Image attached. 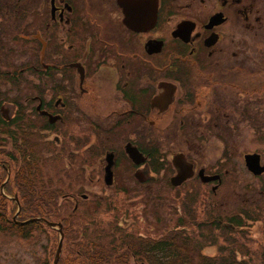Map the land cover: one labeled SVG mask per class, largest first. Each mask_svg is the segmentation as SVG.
Wrapping results in <instances>:
<instances>
[{"label": "flooded vegetation", "instance_id": "1", "mask_svg": "<svg viewBox=\"0 0 264 264\" xmlns=\"http://www.w3.org/2000/svg\"><path fill=\"white\" fill-rule=\"evenodd\" d=\"M0 6L9 7L4 18L24 16L16 34L26 49L23 64L11 56L3 64L0 36L4 197L35 195L24 184L38 178L41 196L57 200L53 211L97 216L108 213L104 205L111 208L113 198L88 201L92 196L80 193L86 183L109 190L130 179L170 177L173 188L197 183L217 195L231 172L234 180L240 174L226 164L237 167L241 158L253 178L264 179L246 164L247 155L259 154L264 165L263 154L245 152L240 136L264 135V0H0ZM1 21L0 8V31ZM17 83L28 108L12 116L1 104L13 98L3 86ZM45 163L57 164L55 176L46 175ZM225 222L199 221L190 212L185 224L158 236L127 232L146 242L171 232L202 235V254L215 257L233 247L218 246L216 255L205 249L224 231L243 230L239 220Z\"/></svg>", "mask_w": 264, "mask_h": 264}, {"label": "rangeland", "instance_id": "2", "mask_svg": "<svg viewBox=\"0 0 264 264\" xmlns=\"http://www.w3.org/2000/svg\"><path fill=\"white\" fill-rule=\"evenodd\" d=\"M0 8L3 26L0 31L3 47L1 62L3 64L9 62L8 58L11 56L15 60L12 62L23 64L26 52L25 44L20 41L16 32L19 33L24 27L25 18L24 16L21 18L20 13L10 18L12 20L4 18L9 7L0 6ZM13 10H11V14H13ZM24 11L23 8L22 12L24 13ZM4 33L7 34V37L15 35L16 38L9 42L5 40ZM9 33L12 35L8 36ZM4 85L3 87L8 89L13 96L12 99L7 98L1 101L6 111H9V114L13 116L17 110H27L28 107H25L26 104L23 103L24 89L18 83L13 88L10 85ZM5 95L10 97L8 92H5ZM54 133L50 132L49 137L52 138ZM240 136L241 148L245 152L258 150L264 158V135L255 136L251 132H242ZM1 137L5 138L3 133ZM171 148L174 152L181 149L180 146ZM44 165L43 170L46 175L48 177L55 176L57 164L45 163L42 164V167ZM228 168L231 171L234 168L240 170L238 179L234 180L231 172L217 195L209 193L208 186L197 183L178 189L173 188L169 181L170 177L156 176L146 184L130 179L125 183H116L109 190L103 183L101 184L103 187L86 183L80 193L90 194L92 198L88 201L95 200V196H104L107 203V200L113 198L111 208H109V204L104 205L108 213L97 215V221L85 225L84 229L88 231L86 235L87 237L97 236L102 232L103 226H107L106 222L111 223L113 219L118 221V226L124 228L125 232L135 229L148 236H158L179 224H185L187 214L195 212L199 221L212 222L221 218L226 221L225 223L230 220H239L240 224L244 225L240 233L231 234L224 231V235H220L223 240L220 237L216 246L206 248L204 251L206 254L216 255L219 253L218 246L224 248L231 246L240 259L247 260L251 264H264V179L253 178L242 158L237 167L232 163H227L226 169ZM39 187L43 190L42 184ZM9 199L11 198L9 197ZM69 201L71 202L70 208H72L74 201L72 199ZM16 208V204L9 200L7 211L10 216L11 214L15 215V218L19 213V208L17 211ZM243 213L245 214L244 218L240 217V214ZM61 215L64 216L62 213ZM83 215L85 217L90 214ZM57 217L59 216L55 215L52 219L55 220ZM59 238V231L48 225L35 229L29 238L17 233L16 229L0 230V264H53ZM100 241L105 245L111 244L105 238ZM223 241H225L224 244ZM112 245L117 249L118 256L127 253V251H123L124 246L115 243ZM63 250L64 248L62 253Z\"/></svg>", "mask_w": 264, "mask_h": 264}, {"label": "trees", "instance_id": "3", "mask_svg": "<svg viewBox=\"0 0 264 264\" xmlns=\"http://www.w3.org/2000/svg\"><path fill=\"white\" fill-rule=\"evenodd\" d=\"M41 184L42 180L39 181L38 178L30 179L24 184V189L31 194L35 192V195L19 200L21 210L16 218L13 214L9 215L7 204L10 200L18 208L17 203L13 199L4 197L0 192V230L16 229L17 233L29 238L35 229L47 225L37 218L61 222L64 231V250L58 264H251L247 260H238L233 249L226 255L215 257L203 255L201 251L207 239L203 240L202 235L183 236V233L179 232L178 235L171 232L161 240L146 242L134 232H125L118 226V221L113 219L111 223L106 222L107 226H103L100 234L87 237L88 231L84 227L97 221V216L84 217L82 213L74 211L63 216L57 210L53 211L51 207L56 206L57 200L53 197L41 196L40 191L38 192ZM55 215L59 216L58 220L52 219ZM104 238L111 244H103L100 240ZM112 243L124 246L123 251H127L130 257H126L127 253L118 256V251ZM132 254L135 255V259Z\"/></svg>", "mask_w": 264, "mask_h": 264}, {"label": "water", "instance_id": "4", "mask_svg": "<svg viewBox=\"0 0 264 264\" xmlns=\"http://www.w3.org/2000/svg\"><path fill=\"white\" fill-rule=\"evenodd\" d=\"M136 155H137V152L131 151V156L136 161H138L137 158H136ZM246 164H247L248 168L253 173H255V174H261V173L264 172V165H261V163H260V155L259 154H250V155H247L246 156ZM179 169H180V167H179ZM180 171H182V170H180ZM182 175H183V178L182 179H185L184 177H186L187 171H185L183 173H180L178 177H176L175 179H173V183L174 184H179L180 183V180H178V179ZM106 177H107V182L108 183H112L113 172H111V170H110V165L107 167V176ZM37 219L43 220L47 225H49L53 229L58 230L59 233H60L59 245H58V249H57V252H56V255H55V259H54V262H53V264H58V262L60 260V257H61V254H62V249H63L64 233H63L62 225L61 224H57L55 222L48 221L47 219H44V218H37Z\"/></svg>", "mask_w": 264, "mask_h": 264}]
</instances>
